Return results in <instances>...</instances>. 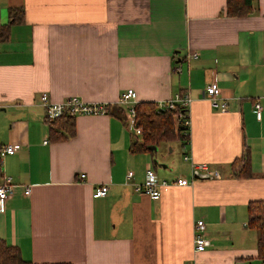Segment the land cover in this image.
I'll return each instance as SVG.
<instances>
[{"label": "crops", "instance_id": "crops-1", "mask_svg": "<svg viewBox=\"0 0 264 264\" xmlns=\"http://www.w3.org/2000/svg\"><path fill=\"white\" fill-rule=\"evenodd\" d=\"M226 1L0 0V27L12 9L24 10L0 43V147L18 148L1 163L0 184L10 177L17 187L0 214V239L25 264L262 262L248 205L264 200V0H252L244 18L228 17ZM215 81L226 113L204 97ZM127 90L137 103L190 96V143L132 153L135 137L117 116ZM42 94L111 112L76 117L75 136L52 142ZM176 147L188 162L170 159ZM246 149L252 176L235 178L231 166ZM201 164L221 178L193 181ZM150 167L167 182L160 201L135 190ZM180 178L192 185L175 186ZM100 185L109 193L96 199ZM199 220L211 246L198 255Z\"/></svg>", "mask_w": 264, "mask_h": 264}, {"label": "trees", "instance_id": "trees-1", "mask_svg": "<svg viewBox=\"0 0 264 264\" xmlns=\"http://www.w3.org/2000/svg\"><path fill=\"white\" fill-rule=\"evenodd\" d=\"M252 9V0L226 1V13L230 18H244L252 12ZM23 21L24 10L12 9L8 24L0 27V43L9 40L12 27L23 23ZM135 110L136 125L142 129L143 136L141 139L134 138L130 148L132 153H154L151 149L154 147L159 148L162 144L180 142L185 146L190 143V129L177 123L178 114H186L188 109L179 106L175 110L161 109L156 103L142 102L137 104ZM117 116L126 124L123 109L118 110ZM75 119L76 117L69 115L54 120L46 117L45 121L49 127L50 140L52 142H62L74 137L76 134ZM231 174L239 179L252 176L249 150L246 149L241 158L232 164ZM248 226L258 233V257L264 263V200L254 201L248 205ZM0 264H25V262L17 247L11 246L0 239Z\"/></svg>", "mask_w": 264, "mask_h": 264}, {"label": "built area", "instance_id": "built-area-1", "mask_svg": "<svg viewBox=\"0 0 264 264\" xmlns=\"http://www.w3.org/2000/svg\"><path fill=\"white\" fill-rule=\"evenodd\" d=\"M198 55H194L197 59ZM204 97L207 98L212 107L221 112H228V103L221 98V90L218 83L213 82L204 92ZM192 99L188 95H176V97L167 103L159 105L161 109L175 110L178 106L183 109H189L192 104ZM41 104L46 109V116L48 119L54 120L60 118L64 115H69L71 117L78 116H97V115H109L110 106L101 103H87L78 97H70L63 102L55 103L51 101L47 94L41 95ZM137 93L134 90H127L121 94L119 99V107L124 110L126 118V126L131 134L137 138L141 139L143 136V131L140 127L136 125V106H137ZM257 116L261 118L262 106L260 104L256 105ZM189 113V112H188ZM188 113H179L177 116V123L182 127H187L190 129V119ZM18 148L13 145L1 146L0 147V164L2 159L6 156H12L16 154ZM184 161H189V156H184ZM134 173H128V179H133ZM81 178L84 179L85 175L82 174ZM191 178L193 181L197 179L201 180H218L221 178V173L211 168L208 164L192 165ZM167 182L161 181L155 170L149 168L146 173V181L142 185H137L135 190L138 193L147 195L153 201H160L162 198V187H164ZM177 187H184L192 185L190 180L178 179L174 182ZM17 185L14 183L13 179L10 177H5L2 184H0V214L6 212L7 201L13 197L15 193V188ZM31 192L30 188L25 189V195L29 196ZM109 193L108 185H100L95 188L93 197L94 198H104L107 197ZM207 226L202 220L196 222L194 227V249L196 254H202L207 251L211 246V242L206 235ZM193 264H198L194 262Z\"/></svg>", "mask_w": 264, "mask_h": 264}, {"label": "rangeland", "instance_id": "rangeland-1", "mask_svg": "<svg viewBox=\"0 0 264 264\" xmlns=\"http://www.w3.org/2000/svg\"><path fill=\"white\" fill-rule=\"evenodd\" d=\"M175 147V146H174ZM181 151L179 150V148H174V154L171 156V160H176L177 163L183 162V154L180 153ZM258 264H264L263 262H260Z\"/></svg>", "mask_w": 264, "mask_h": 264}, {"label": "water", "instance_id": "water-1", "mask_svg": "<svg viewBox=\"0 0 264 264\" xmlns=\"http://www.w3.org/2000/svg\"><path fill=\"white\" fill-rule=\"evenodd\" d=\"M151 151L156 152V151H157V148L154 147V148L151 149ZM156 164H158V162H156ZM159 166H160V165H159Z\"/></svg>", "mask_w": 264, "mask_h": 264}]
</instances>
